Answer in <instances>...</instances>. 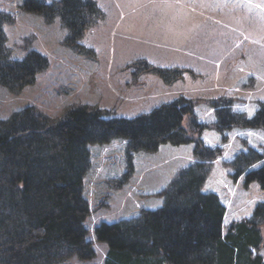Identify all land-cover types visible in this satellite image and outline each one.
<instances>
[{
    "label": "rangeland",
    "instance_id": "rangeland-1",
    "mask_svg": "<svg viewBox=\"0 0 264 264\" xmlns=\"http://www.w3.org/2000/svg\"><path fill=\"white\" fill-rule=\"evenodd\" d=\"M25 1L0 0V11L9 16L4 29L11 56L21 59L35 49L49 64L18 92L0 84V118L29 105L56 118L79 104L135 117L187 99L193 117L186 115L183 126L194 139L220 149L203 191L215 192L225 205V229L253 214L264 190L257 181L246 183V172L238 175L232 161L248 147L263 151L264 129L220 127L217 109L230 101L234 112L252 116L264 101V0H95L103 18L80 40L82 49L65 43L68 29L60 18L48 21L25 8ZM138 60L180 67L183 77L168 84L140 72ZM195 145L167 142L129 155L124 138L90 144L85 223L95 256L57 264H105L108 244L97 239L96 227L162 206V191L198 160ZM260 166L259 161L251 168ZM260 251L264 255V245Z\"/></svg>",
    "mask_w": 264,
    "mask_h": 264
},
{
    "label": "trees",
    "instance_id": "trees-1",
    "mask_svg": "<svg viewBox=\"0 0 264 264\" xmlns=\"http://www.w3.org/2000/svg\"><path fill=\"white\" fill-rule=\"evenodd\" d=\"M23 6L48 21L60 18L68 29L65 43L78 49L89 27L103 18L95 0H26ZM8 21L0 11V84L18 92L35 82L49 60L35 49L14 59L4 29ZM135 64L168 84L183 77L180 67L146 60ZM190 104L180 98L135 117L79 104L56 118L29 105L0 118V264H57L72 256H95L85 223L90 212L84 195L89 145L115 138L127 140L129 155L155 151L167 142L195 141L198 160L181 168L162 191V206L96 227L97 239L108 244L105 264H264V201L250 217L225 229V205L215 192L203 191L220 149L194 139L183 126L186 115L193 117ZM223 106L217 109L220 127L264 129V101L252 116L234 112L230 101ZM259 161L260 167L251 168ZM232 165L238 175L246 172V183L257 181L264 190V150L248 147Z\"/></svg>",
    "mask_w": 264,
    "mask_h": 264
},
{
    "label": "crops",
    "instance_id": "crops-1",
    "mask_svg": "<svg viewBox=\"0 0 264 264\" xmlns=\"http://www.w3.org/2000/svg\"><path fill=\"white\" fill-rule=\"evenodd\" d=\"M261 252V251H260Z\"/></svg>",
    "mask_w": 264,
    "mask_h": 264
}]
</instances>
